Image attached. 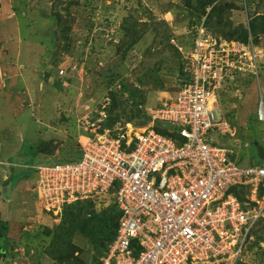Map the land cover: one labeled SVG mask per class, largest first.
Segmentation results:
<instances>
[{
    "label": "rangeland",
    "instance_id": "obj_1",
    "mask_svg": "<svg viewBox=\"0 0 264 264\" xmlns=\"http://www.w3.org/2000/svg\"><path fill=\"white\" fill-rule=\"evenodd\" d=\"M222 3L223 19L212 24L241 27L264 17V0ZM190 15L187 0H0V226L8 225L0 264H100L108 243L89 242L78 221L55 236L64 215L39 208L30 191L35 168L76 161L86 117L97 134L148 126L149 110L181 84L196 23ZM253 37L264 50V36ZM222 85L216 115L227 118L238 142L212 137L236 150L239 164H261L255 150L264 149V124L256 110L264 71L259 81L244 73ZM102 211L110 212L94 205ZM254 229L255 247L235 264H264V217Z\"/></svg>",
    "mask_w": 264,
    "mask_h": 264
},
{
    "label": "built area",
    "instance_id": "obj_2",
    "mask_svg": "<svg viewBox=\"0 0 264 264\" xmlns=\"http://www.w3.org/2000/svg\"><path fill=\"white\" fill-rule=\"evenodd\" d=\"M192 36L183 68L189 80L149 110L148 126L97 134L86 117L80 157L36 167L33 193L45 213L78 201L118 212L103 264H235L264 217V163L241 168L229 159L234 151L212 137L234 139V128L216 115V92L236 73L257 75L261 51L251 38L229 42L203 23ZM256 115L264 123L262 101ZM160 123L174 138L156 131ZM233 188L246 189V208Z\"/></svg>",
    "mask_w": 264,
    "mask_h": 264
},
{
    "label": "trees",
    "instance_id": "obj_3",
    "mask_svg": "<svg viewBox=\"0 0 264 264\" xmlns=\"http://www.w3.org/2000/svg\"><path fill=\"white\" fill-rule=\"evenodd\" d=\"M221 1H223L222 5H221L223 7L228 2V0L227 1L226 0H187V4H188V6L190 8V12H191V15L189 17L193 18L192 21L194 20V22H196L195 24L192 23V25H191V28H194L193 29L194 33H195L196 28L201 24V20H202V19H200L201 15L197 18L195 16V14H201V13L205 14V12H207V16H206V19L204 21L203 26L207 30H209L210 32L215 34L216 36H219L216 34V32L219 34L220 29H221V36H219V37L223 38L226 41H238V42L246 44L248 42L249 35H251L252 37H253V35H257V37L264 36V17L259 16V15L256 16L255 18L253 17L254 19L252 18V20H254V22H252V24L249 23L250 21H248L247 25H242L241 27H235L229 23L223 24L220 22H215L212 24V18H217V20L223 19V15H222V11H221L222 9L216 8V6ZM223 13H224V11H223ZM215 14H218L219 16L216 17ZM258 18H262V20H263V22H261L259 24V27L256 26V23L259 21ZM119 26H121V25H119ZM253 41H255L254 37H253ZM254 43L257 45L256 42H254ZM257 46L260 47V45H257ZM262 68L264 70V65H262ZM181 72H182V80L180 81L181 84L179 87H181L185 82H187L189 80L188 75L184 74L183 71H181ZM128 102L130 103L129 107H131V108H133L134 104H137L133 97H130V100ZM139 102H141V101H139ZM132 115H136V112L132 113ZM147 118H148V120H150L149 117H147ZM155 128L159 133L164 134L166 136H169L171 138H174V135L169 134L168 132H166V130H162L158 127H155ZM232 150H234V149L232 148ZM236 154H237L236 150H234L233 155L231 157H229V159L234 161L241 168L246 167L242 164H239V159H238V156ZM256 156H257V154H256ZM258 160L261 161L260 159H258ZM261 164H263V162H261ZM261 164L258 163L255 166H258ZM38 166H40V165H38ZM25 178H26V176H25ZM9 180H10V178H8L4 181L5 187L8 184ZM7 189H8L7 191H9V188H7ZM10 190H14V189H10ZM229 192L231 194H233L237 200L242 201L243 196L247 191H246V189H243V190L241 189V191H237V189L233 188V189H230ZM108 209L110 211L108 214L105 213L106 211H102L99 214H96L94 212V204L91 201H84V202L78 201V202L72 203L70 205H65L63 207V210H62L64 218L62 219V222L59 225V227L57 229V234L55 236H58L65 229V227L68 224H71V223L78 221L79 233H82L83 236L85 238H87L89 242L95 243V244L101 243V242L108 243V246L106 247V251H105L104 257H103V258H105L106 254L109 250L110 245L113 243V241L115 239L117 228H118V219H119V214L115 210L114 207L110 206V207H108ZM86 211H88V213H86ZM43 214H44V212H43ZM37 215L42 216L41 213H37ZM44 215H49V214L45 213ZM91 223H92V225H91ZM7 231H8V225L4 222L0 226V242H1V244L6 239ZM23 232L27 233V234H31V235L34 234V233H30V232H25V229H23ZM253 233H252V235H253ZM20 234H22L21 230H20ZM254 247H255V245H253V244L248 245V249H252ZM3 253H4V251L2 249V245H0V255H2ZM0 262H1V257H0ZM100 264H101V261H100Z\"/></svg>",
    "mask_w": 264,
    "mask_h": 264
},
{
    "label": "clouds",
    "instance_id": "obj_4",
    "mask_svg": "<svg viewBox=\"0 0 264 264\" xmlns=\"http://www.w3.org/2000/svg\"><path fill=\"white\" fill-rule=\"evenodd\" d=\"M204 21H205V19L204 18H202V20H201V23H203L204 24ZM215 35V34H214ZM216 36V35H215ZM216 37H219V36H216ZM221 38V37H220ZM249 38H251V40H252V45H253V47L256 49V51H261V54H262V56H260V59L258 60V62H259V69L257 70V75H250V76H252V77H254V78H257L258 79V81L260 80V74H261V71H264L263 70V68H262V65H264V50L261 48V47H259V46H257L255 43H254V41H253V37L251 36V35H249ZM249 38H248V42H249ZM223 39V38H222ZM229 42H238V41H229ZM248 42L246 43V44H248ZM241 43V42H240ZM244 45H246L245 43H243ZM182 71H183V69H182ZM235 75H239V73L237 74H235ZM234 76V75H233ZM233 76L230 78V79H232L233 78ZM230 79H227L226 80V82L228 83L229 82V80ZM262 93H264V89L262 90V92H261V95H260V101H262V103H263V106H264V99H263V94ZM175 95V94H174ZM259 101V102H260ZM259 102H258V104H259ZM224 118L227 120V118L224 116ZM256 119H257V115H256ZM258 121V120H257ZM259 122V121H258ZM262 123V122H261ZM264 124V123H263ZM232 127V126H231ZM155 128V127H154ZM233 128V127H232ZM156 129V128H155ZM157 131V130H156ZM235 131V130H234ZM158 132V131H157ZM111 133H113V134H115V133H118V131H114V132H111ZM235 135H236V131H235ZM227 139V138H226ZM229 140V139H228ZM230 140H232V142L233 141H235V137H234V139H230ZM238 141H236V142H234V143H237ZM245 145V144H244ZM244 145H243V148H244ZM250 147V145L248 144V146H247V148L246 149H248ZM255 147H257V146H255ZM230 150H232V149H230ZM234 151V150H233ZM256 151V150H255ZM256 154H257V152H256ZM258 157V156H257ZM259 159V158H258ZM236 160V159H235ZM263 163H264V161H262ZM54 165H57V164H54ZM262 165V164H261ZM40 166H52V165H40ZM258 166H260V165H258ZM37 167H39V166H37ZM35 172H36V168H35ZM35 180H36V176H35V179H34V181H33V183H32V185H31V194H34L33 193V189H34V187H35ZM28 190H29V187H28ZM229 194V193H228ZM247 194V192L244 194V196H243V200L242 201H239V202H241L242 204H243V208H246L247 206H248V201H246V199H245V197L247 196L246 195ZM34 197H35V195H34ZM236 198V197H235ZM80 202V201H79ZM82 202H84V201H82ZM93 203V202H92ZM94 204V203H93ZM95 205V204H94ZM64 207V206H63ZM63 207L61 208V210L60 211H58V212H56V213H49V215L51 216V215H54V214H60L61 212H62V210H63ZM263 219V217L262 218H260V220H262ZM260 220H258L257 222H256V224H255V226L253 227V229H252V231H251V236H252V238H253V235H252V233L255 231V229L254 228H256L257 227V224L260 222ZM250 244V243H249ZM248 244V245H249ZM247 248H248V246H247ZM107 255V254H106ZM106 257V256H105ZM103 260H104V258L103 259H101V264H103L102 262H103Z\"/></svg>",
    "mask_w": 264,
    "mask_h": 264
},
{
    "label": "water",
    "instance_id": "obj_5",
    "mask_svg": "<svg viewBox=\"0 0 264 264\" xmlns=\"http://www.w3.org/2000/svg\"><path fill=\"white\" fill-rule=\"evenodd\" d=\"M256 146V144H255ZM257 156L261 161H264V149L261 147L256 148Z\"/></svg>",
    "mask_w": 264,
    "mask_h": 264
},
{
    "label": "crops",
    "instance_id": "obj_6",
    "mask_svg": "<svg viewBox=\"0 0 264 264\" xmlns=\"http://www.w3.org/2000/svg\"><path fill=\"white\" fill-rule=\"evenodd\" d=\"M27 186H28V185H27L26 182H25V189L27 188ZM11 200H12V199H11ZM1 205H2V203H0V206H1Z\"/></svg>",
    "mask_w": 264,
    "mask_h": 264
}]
</instances>
